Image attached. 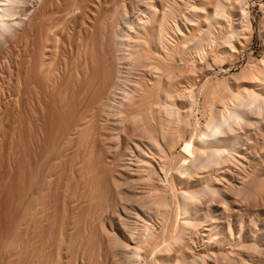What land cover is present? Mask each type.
I'll return each mask as SVG.
<instances>
[{
    "label": "bare ground",
    "instance_id": "6f19581e",
    "mask_svg": "<svg viewBox=\"0 0 264 264\" xmlns=\"http://www.w3.org/2000/svg\"><path fill=\"white\" fill-rule=\"evenodd\" d=\"M252 1L0 0V264H264Z\"/></svg>",
    "mask_w": 264,
    "mask_h": 264
},
{
    "label": "rangeland",
    "instance_id": "374dc122",
    "mask_svg": "<svg viewBox=\"0 0 264 264\" xmlns=\"http://www.w3.org/2000/svg\"><path fill=\"white\" fill-rule=\"evenodd\" d=\"M180 1H183L185 4L188 1L190 3V4L187 3L186 7H188V5L191 6V3L195 2L196 0L195 1L193 0V2H192V0L191 1H189V0H180ZM185 8L183 7L182 10L184 11ZM189 8L190 7H188L186 9V11L187 10L189 11L190 10ZM187 12H185V13H187ZM248 15H247V20L249 22V28H250V29H248L249 31H247V33H246L245 32L246 30H243L244 28H242V30H240V31L238 30V32L243 31L244 33H246L245 36H246L247 39L242 37V38H244L243 39L244 43H243V40L240 39L241 37L239 38V36H238V40L239 41L236 40L237 38L236 39L234 38L233 43H234V46L237 48L239 55H237V57H236L237 59L236 60H232V62L231 61H226L222 65L223 72L220 74L224 78H227L228 76H231V75H235L236 78L234 77L235 79L234 78L233 79H234V81L236 83H239V78H240V81H241V79H243L242 78L243 75L242 74L239 75V72H240L241 68L243 66H245L247 61L248 60L259 61L260 59H262L261 57L264 55V0H253L252 3H250L249 6H248ZM212 28H214V27H212ZM213 30H215L216 33H217L216 28H214ZM213 30H212V33L214 35L215 32ZM243 34L239 33L240 36H243ZM240 43H241V46L239 45ZM206 45H208L207 47L209 48L210 47V42L207 43ZM242 45H244V46L242 47ZM239 50L242 51V52H240ZM221 88H223V87H221ZM234 195L236 196V194H233L232 196L234 197ZM234 198H237V196L234 197ZM233 208L236 209L237 207L233 206ZM209 209L214 213V215L217 214L218 211L221 212L220 208L219 207L217 208V206L210 205ZM258 211L261 214L263 213L262 216L264 215V210L263 209H259ZM258 211L257 212L253 211L252 216H251V217H253L252 219L255 218V216L258 213ZM234 217H236V216H234ZM234 217L231 216L230 218H228V221L230 220L231 221V222L229 221L230 223H232V222L235 223L236 222V226L237 225L239 226V223L237 224V220L235 221ZM243 218H244V216H243ZM246 228L248 230L250 228V226H248V224H247ZM197 244L199 245L200 243L194 241V248L195 249L199 248V246H197Z\"/></svg>",
    "mask_w": 264,
    "mask_h": 264
}]
</instances>
